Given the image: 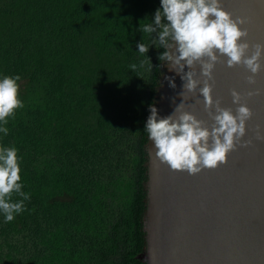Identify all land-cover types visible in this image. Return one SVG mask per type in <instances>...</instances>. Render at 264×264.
I'll return each instance as SVG.
<instances>
[{
    "label": "trees",
    "instance_id": "trees-1",
    "mask_svg": "<svg viewBox=\"0 0 264 264\" xmlns=\"http://www.w3.org/2000/svg\"><path fill=\"white\" fill-rule=\"evenodd\" d=\"M161 0H0V79L24 108L0 147L22 158L25 211L0 212V264H143L146 120L161 74ZM146 20V21H145ZM152 71H132L145 57ZM22 199L13 194V201Z\"/></svg>",
    "mask_w": 264,
    "mask_h": 264
},
{
    "label": "water",
    "instance_id": "water-1",
    "mask_svg": "<svg viewBox=\"0 0 264 264\" xmlns=\"http://www.w3.org/2000/svg\"><path fill=\"white\" fill-rule=\"evenodd\" d=\"M221 2L233 19L249 21L244 25L249 44H264V0ZM261 63L255 85L247 83L251 73L243 66L217 64L213 72V100H220L221 107L231 108L235 115L238 105L231 96L235 90L253 113L243 138L251 140V146H237L226 164L196 175L173 171L155 158L154 144L147 136L141 219L144 246L137 256L143 264H264V141L257 140L253 131L259 125L264 134V61ZM196 71L199 73V65ZM166 77H174L175 88ZM256 89L260 95L246 97ZM182 90L180 76L169 70L167 61L162 62L153 104L157 115L165 118L183 103L185 111L210 126L199 88L194 94L184 92V99Z\"/></svg>",
    "mask_w": 264,
    "mask_h": 264
},
{
    "label": "clouds",
    "instance_id": "clouds-1",
    "mask_svg": "<svg viewBox=\"0 0 264 264\" xmlns=\"http://www.w3.org/2000/svg\"><path fill=\"white\" fill-rule=\"evenodd\" d=\"M161 8L162 11L155 12L154 22H140L139 31L148 34L150 39L156 34L157 39H151V45L165 49L158 59L167 61L169 70L180 76L183 99L184 92L194 94L199 88L204 110L212 123L209 126L206 121L198 120L184 110L183 103L165 118H160L157 109L151 106L145 131L154 144L156 159L173 171L196 175L226 164L228 154L237 150V146H251L252 141L243 138L252 111L235 90L231 91L232 102L238 105L235 115L231 108L221 107L220 100H213V72L217 64H226L228 68L243 66L251 73L247 83L255 85L264 61V44L247 42L249 33L244 25L249 21L241 17L233 19L231 13L223 10L221 0H161ZM137 47L145 58L139 65L131 64V70L151 72L152 64L146 55L150 45L141 42ZM20 79L19 75L0 79V132L5 135L9 130L3 125L8 124V118H14L17 109L24 108L19 98L17 82ZM165 79L175 88L174 77ZM260 94V89H256L247 92L246 97ZM253 131L257 140L264 141L259 125ZM21 161L16 147H0V212L6 223L25 211L24 202L30 200L31 194L22 191ZM13 194L22 199L13 201Z\"/></svg>",
    "mask_w": 264,
    "mask_h": 264
}]
</instances>
